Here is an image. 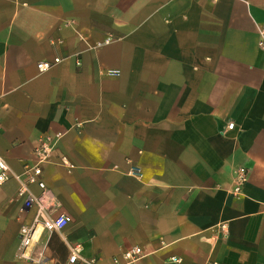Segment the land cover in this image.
Wrapping results in <instances>:
<instances>
[{
	"label": "crops",
	"instance_id": "1",
	"mask_svg": "<svg viewBox=\"0 0 264 264\" xmlns=\"http://www.w3.org/2000/svg\"><path fill=\"white\" fill-rule=\"evenodd\" d=\"M263 39L264 0H0V155L20 174L60 136L47 202L72 217L19 257L35 209L4 182L0 264H264Z\"/></svg>",
	"mask_w": 264,
	"mask_h": 264
},
{
	"label": "built area",
	"instance_id": "2",
	"mask_svg": "<svg viewBox=\"0 0 264 264\" xmlns=\"http://www.w3.org/2000/svg\"><path fill=\"white\" fill-rule=\"evenodd\" d=\"M110 40H106L108 43ZM261 45L264 46V39L261 40ZM102 44V43H101ZM100 45V44H99ZM60 61V58H55L54 61H40L38 68L41 72L51 69ZM229 128H233L234 123H229ZM60 136H42L39 145L34 150L36 161L32 164H26L22 173L13 172L8 162L0 155V186L15 177L19 180L20 186L17 191V198L22 200L23 208L35 209L33 220L29 224H23L19 230L20 242L18 256L21 258L35 260L41 262L44 259L43 249L36 257L30 253L31 248L41 241L44 232H57L64 229L72 220V217L67 213L54 215L51 212L50 205L47 202V185L44 179V165L56 161L63 166H71L65 155L58 151V142ZM248 168L238 166L235 169V187L234 195H243V186L247 181ZM32 185H36L40 189V193H35L31 189ZM223 235L225 236L226 226H221ZM82 248L80 245L70 247V255L68 264H82L85 258L81 256ZM144 256L143 247L133 245L114 256L113 264H137ZM176 263L181 262V258L172 257ZM88 264H97L95 260H90ZM212 264H216L213 262Z\"/></svg>",
	"mask_w": 264,
	"mask_h": 264
}]
</instances>
